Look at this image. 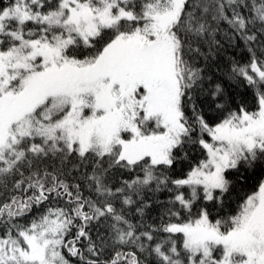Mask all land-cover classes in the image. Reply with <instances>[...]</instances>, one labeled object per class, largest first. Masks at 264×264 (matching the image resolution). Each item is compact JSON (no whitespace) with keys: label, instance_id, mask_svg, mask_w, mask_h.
Instances as JSON below:
<instances>
[{"label":"snow or ice","instance_id":"snow-or-ice-1","mask_svg":"<svg viewBox=\"0 0 264 264\" xmlns=\"http://www.w3.org/2000/svg\"><path fill=\"white\" fill-rule=\"evenodd\" d=\"M0 264H264V0H0Z\"/></svg>","mask_w":264,"mask_h":264}]
</instances>
